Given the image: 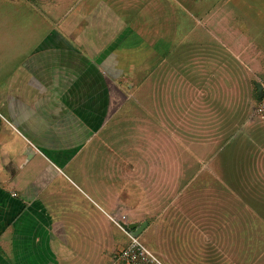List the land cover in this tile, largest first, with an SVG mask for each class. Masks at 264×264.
<instances>
[{
  "label": "rangeland",
  "instance_id": "374dc122",
  "mask_svg": "<svg viewBox=\"0 0 264 264\" xmlns=\"http://www.w3.org/2000/svg\"><path fill=\"white\" fill-rule=\"evenodd\" d=\"M259 4L264 0H0L1 47L18 45L31 23L42 24L43 33L51 30V19L70 11L75 15L65 27L82 30L101 12L118 18L97 21L101 27L117 24L113 29L123 35L115 44H132L141 54V68L131 70L130 84H123L131 97L105 139L124 142L123 156L135 160L136 193L145 203L136 221L150 225L138 238L162 264H264V85L256 76L257 53L250 48L255 38L248 31L252 18L264 14ZM134 30L154 31V40L162 32L172 52L161 47L146 58L148 38L122 40ZM244 30L247 71L238 52L230 51L239 48ZM211 146L214 159L207 162ZM175 158L182 163L174 165ZM71 166L65 188L81 209L72 219L83 224L66 226L69 246L89 258L81 264H124L118 254L130 243L129 232L92 203L100 202L89 188L90 179L102 190L112 182L102 185L94 167L81 182L79 163Z\"/></svg>",
  "mask_w": 264,
  "mask_h": 264
},
{
  "label": "crops",
  "instance_id": "0c3cea01",
  "mask_svg": "<svg viewBox=\"0 0 264 264\" xmlns=\"http://www.w3.org/2000/svg\"><path fill=\"white\" fill-rule=\"evenodd\" d=\"M259 5V13H264V4ZM73 15L69 11L61 19H51V30L43 33L38 28L42 24L33 28L31 23V29L19 33L18 45L0 46V51L4 50L0 53V264H81L89 259L67 240L66 226L73 221L79 228L83 224L72 219L78 218L81 209L73 206L77 200L65 188L70 183L65 170H71L77 162L81 182L89 167L100 172L102 185L112 182L109 189L102 190L95 178L89 180V188L100 202L91 199L92 203L105 210L110 220L126 215L127 225L147 224L142 232L150 226L147 221L142 225L136 221V213L144 210L145 203L136 193L135 160L123 156L124 142L105 139L131 97L123 84H130L131 70L141 68V54L135 53L138 50L132 44H115V39L123 35L113 29L117 24L97 25L104 18L117 21L114 13L100 12L92 18L94 23L82 30L65 27ZM261 15L251 16L254 24L248 31L255 38L250 48L251 53H257L256 76L263 78L264 85ZM19 27L22 30V25ZM134 31L122 40L129 35L135 40L136 36L148 38L146 58L159 54L157 50L162 48L165 53L172 52L174 45L162 32L154 40V31ZM248 31L239 34V48L230 49L238 52V62L245 71L250 62L249 48L242 42L249 38ZM25 37L32 43L25 46ZM189 129L192 135H200L199 129ZM211 150L207 162L214 159L215 146ZM179 159L172 164L182 163ZM77 244L82 243L77 240Z\"/></svg>",
  "mask_w": 264,
  "mask_h": 264
},
{
  "label": "built area",
  "instance_id": "2783aa9c",
  "mask_svg": "<svg viewBox=\"0 0 264 264\" xmlns=\"http://www.w3.org/2000/svg\"><path fill=\"white\" fill-rule=\"evenodd\" d=\"M112 220L123 230V224H126V217L121 219L111 217ZM128 232V231H127ZM131 238L128 246L120 250L118 257L124 264H162L158 258L147 248L138 237L129 232Z\"/></svg>",
  "mask_w": 264,
  "mask_h": 264
},
{
  "label": "water",
  "instance_id": "95a60500",
  "mask_svg": "<svg viewBox=\"0 0 264 264\" xmlns=\"http://www.w3.org/2000/svg\"><path fill=\"white\" fill-rule=\"evenodd\" d=\"M260 90H261V87H260ZM145 225H147V224H144L143 226L138 227L137 224H130V225L123 224V227H124L128 232H130L132 235L138 237V236L141 234V232H142L143 228L145 227ZM130 229H132V230H134V231H132V230H130Z\"/></svg>",
  "mask_w": 264,
  "mask_h": 264
},
{
  "label": "trees",
  "instance_id": "16d2710c",
  "mask_svg": "<svg viewBox=\"0 0 264 264\" xmlns=\"http://www.w3.org/2000/svg\"><path fill=\"white\" fill-rule=\"evenodd\" d=\"M260 96V95H259Z\"/></svg>",
  "mask_w": 264,
  "mask_h": 264
}]
</instances>
